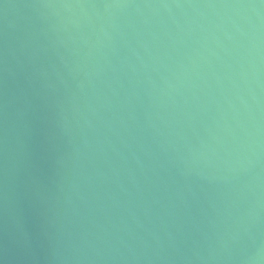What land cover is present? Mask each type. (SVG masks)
Returning <instances> with one entry per match:
<instances>
[{"label": "water", "instance_id": "water-1", "mask_svg": "<svg viewBox=\"0 0 264 264\" xmlns=\"http://www.w3.org/2000/svg\"><path fill=\"white\" fill-rule=\"evenodd\" d=\"M0 264H264V0H0Z\"/></svg>", "mask_w": 264, "mask_h": 264}]
</instances>
